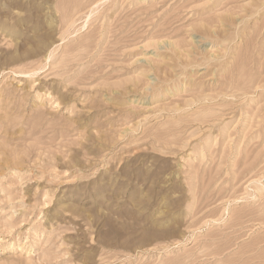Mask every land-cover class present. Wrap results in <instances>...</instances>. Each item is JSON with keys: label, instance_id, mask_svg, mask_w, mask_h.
<instances>
[{"label": "rangeland", "instance_id": "rangeland-1", "mask_svg": "<svg viewBox=\"0 0 264 264\" xmlns=\"http://www.w3.org/2000/svg\"><path fill=\"white\" fill-rule=\"evenodd\" d=\"M0 264H264V0H0Z\"/></svg>", "mask_w": 264, "mask_h": 264}]
</instances>
